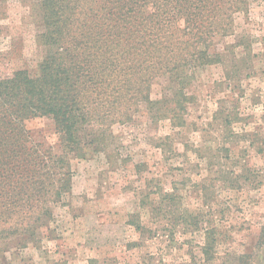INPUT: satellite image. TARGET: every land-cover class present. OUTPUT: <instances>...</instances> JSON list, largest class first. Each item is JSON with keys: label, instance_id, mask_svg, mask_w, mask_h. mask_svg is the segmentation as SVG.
I'll use <instances>...</instances> for the list:
<instances>
[{"label": "rangeland", "instance_id": "374dc122", "mask_svg": "<svg viewBox=\"0 0 264 264\" xmlns=\"http://www.w3.org/2000/svg\"><path fill=\"white\" fill-rule=\"evenodd\" d=\"M29 5L0 3L1 76L36 75L45 56ZM232 27L209 46L216 59L183 75L181 121L154 79L157 101L131 122L85 126L97 141L71 159L70 194L49 205V226L0 244V264H264V0H247ZM26 126L62 154L51 119Z\"/></svg>", "mask_w": 264, "mask_h": 264}, {"label": "trees", "instance_id": "16d2710c", "mask_svg": "<svg viewBox=\"0 0 264 264\" xmlns=\"http://www.w3.org/2000/svg\"><path fill=\"white\" fill-rule=\"evenodd\" d=\"M29 7L42 26L38 73L0 75V244L6 247L15 235L49 226V205L70 194L71 159L97 141L82 134L85 126L131 122L140 105L157 101L154 79L168 81L174 118L182 120L183 75L218 57L209 46L232 30L247 0H30ZM180 70L181 78L171 76ZM42 117L54 122L61 155L27 129V121ZM204 247V257L213 259L212 245ZM4 253L0 248V261ZM249 258L239 256L237 264Z\"/></svg>", "mask_w": 264, "mask_h": 264}]
</instances>
